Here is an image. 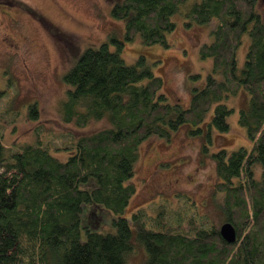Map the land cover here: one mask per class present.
I'll return each instance as SVG.
<instances>
[{
	"label": "trees",
	"instance_id": "trees-1",
	"mask_svg": "<svg viewBox=\"0 0 264 264\" xmlns=\"http://www.w3.org/2000/svg\"><path fill=\"white\" fill-rule=\"evenodd\" d=\"M186 1L112 5L111 16L124 20L123 37L111 33L82 51L62 75L68 88L61 106L65 122L84 127L107 118L110 126L67 134L74 143L64 147L73 149L65 160L40 142L5 146L0 136V264H129L138 248L144 252L139 264H264V22L258 0H198L185 12L197 24L214 22L210 42L199 47L200 57L212 60V71L203 85L191 88L185 106L168 102L163 79L143 55L134 63L122 57L126 43L137 37L147 46L168 47L166 35L176 27L172 16ZM245 34L250 42L239 69L236 54ZM241 90L250 99L238 123L251 146L209 154L212 129H229L233 109L225 100ZM35 112L31 104L30 116ZM183 127L202 138L201 153L215 162V187L224 223L236 232L233 243L205 215L169 218L164 203L154 215L147 208L126 215L136 193L129 180L141 143L150 136L170 139ZM85 205L92 206L85 211ZM96 205L114 215L113 233L81 224L83 210L88 219V211L99 212ZM95 221L100 223L97 215L88 224Z\"/></svg>",
	"mask_w": 264,
	"mask_h": 264
},
{
	"label": "rangeland",
	"instance_id": "rangeland-1",
	"mask_svg": "<svg viewBox=\"0 0 264 264\" xmlns=\"http://www.w3.org/2000/svg\"><path fill=\"white\" fill-rule=\"evenodd\" d=\"M118 1L0 0V136L5 146L40 142L51 155L65 160L73 149L64 147L74 143L67 134L78 137L110 126L107 118L90 121L84 127L63 120L61 106L68 86L62 75L85 48L99 46L111 33L123 37L124 20L111 16V7ZM197 1L187 0L172 16L176 27L166 35L168 47L147 46L137 37L127 42L122 51L127 63H134L143 55L152 72L163 79L162 92L168 102L184 106L191 88L203 85L213 66L210 58L200 57L199 47L210 42L214 22L197 24L185 17ZM257 11L264 22V0H258ZM249 42L245 34L236 54L239 69ZM249 99L250 95L241 90L225 100L233 109L227 117L229 129H212L209 154L219 148H250L246 131L238 123L240 109L248 105ZM31 104L36 110L33 117L29 114ZM202 142L201 137L190 136L183 127L170 139L150 136L141 143L136 172L129 180L136 188L126 208L129 219L139 208H147L154 215L156 206L164 203L170 208L169 218L196 213L207 216L220 228L225 217L222 196L215 187V162L201 153ZM96 206L99 212L94 208L87 217L91 220L97 215L100 223L96 220L90 226L83 210L81 224L98 232L113 233L114 215ZM143 257L144 252L138 248L129 255V264H139Z\"/></svg>",
	"mask_w": 264,
	"mask_h": 264
},
{
	"label": "water",
	"instance_id": "water-1",
	"mask_svg": "<svg viewBox=\"0 0 264 264\" xmlns=\"http://www.w3.org/2000/svg\"><path fill=\"white\" fill-rule=\"evenodd\" d=\"M219 233L226 242L233 243L235 241L236 232L231 223H223L219 228Z\"/></svg>",
	"mask_w": 264,
	"mask_h": 264
}]
</instances>
